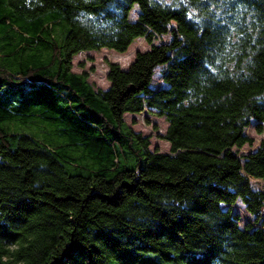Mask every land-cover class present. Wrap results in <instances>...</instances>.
<instances>
[{
  "label": "trees",
  "instance_id": "obj_1",
  "mask_svg": "<svg viewBox=\"0 0 264 264\" xmlns=\"http://www.w3.org/2000/svg\"><path fill=\"white\" fill-rule=\"evenodd\" d=\"M166 35L110 62L107 89L73 71ZM144 112L170 152L127 123ZM252 121L262 134L264 0H0V264H264V140L233 150Z\"/></svg>",
  "mask_w": 264,
  "mask_h": 264
},
{
  "label": "rangeland",
  "instance_id": "obj_2",
  "mask_svg": "<svg viewBox=\"0 0 264 264\" xmlns=\"http://www.w3.org/2000/svg\"><path fill=\"white\" fill-rule=\"evenodd\" d=\"M139 13L140 8L139 5L136 4L131 10L130 19L136 21ZM169 38L170 35H166L163 36L162 39H154L152 43L148 42L145 38H138L124 53H119L107 48H103L99 51L81 52L73 57V71L77 73L86 72L89 82L93 84L96 89H107L110 86V82L107 80L110 62L119 63L123 69H127L138 51H147L151 49L152 44L167 41ZM162 73L163 66L156 68L151 84L152 88L155 90L165 86ZM125 119L135 131L150 137V148L152 150L158 149L161 152H170L171 144L164 139L169 125L165 117L144 112L143 114H126ZM255 125L256 122L252 121V124L246 128V134L253 138L254 143L252 145L246 144L239 149H233L238 152L239 155L255 150L261 141L264 140V132L262 134L258 133L255 129ZM13 129H15V127H13ZM17 129L24 131L25 127L21 125L18 126ZM251 183L254 188L264 190L263 180L251 178ZM223 207L227 208L228 206L223 205ZM232 211L234 214H239V224L242 228L245 227L247 223H252L255 227L259 226V224L254 223V216L246 210L241 200H238L236 204L232 206Z\"/></svg>",
  "mask_w": 264,
  "mask_h": 264
}]
</instances>
